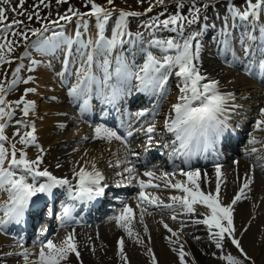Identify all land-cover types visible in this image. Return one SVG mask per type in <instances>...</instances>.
Wrapping results in <instances>:
<instances>
[{"label":"snow or ice","instance_id":"snow-or-ice-1","mask_svg":"<svg viewBox=\"0 0 264 264\" xmlns=\"http://www.w3.org/2000/svg\"><path fill=\"white\" fill-rule=\"evenodd\" d=\"M146 0H137V3L144 4ZM26 0H19L16 5H11V0H0V66L10 65L18 60L28 57L27 48L34 47L41 53L50 52L53 49L64 44L71 49L76 46L77 53L81 57V65L75 70L76 82L68 89V95L76 100H83L80 104L81 112L88 109L89 99L93 91V85L97 94L103 93L104 102L115 104L121 99L127 91H130L128 85L133 80L137 81L136 91L145 92L151 96H157L159 100L154 106L152 112L158 110L159 101L167 98L168 83L170 77L174 75L178 83V95L175 102L171 104L168 115L163 120V128L173 133L175 140L172 144H163L169 149V156H184L191 159L193 154L201 148L207 151L220 141L229 129V113L235 112L242 105L235 103L236 95L232 91H225L221 81L203 68L202 61V43L200 37L203 33V27L200 31H191L186 33V28L198 24L201 20L202 12L211 5L202 3L198 5L197 0H189L187 15L184 14L185 4L182 0H175L176 10L166 18L161 19L165 13L161 12L156 17L145 22L144 27L151 29L154 34L157 30H165L175 35L167 38H153L149 41L152 48L158 49L159 56L152 51H146L144 63L137 66L129 64L121 55L124 45L132 44V39L125 40L124 37H131L132 33L128 31L129 18L140 17L151 13L153 8L163 6L166 0H147L148 7L144 13L138 11H125L123 8L115 7V0H107V5L96 3V0H85L87 11L81 12L69 5L65 14L58 15L56 20H49L47 16L42 17L39 9L49 8L50 3L46 0H37L32 6V11L25 9ZM68 3V0H56L57 5ZM8 12L13 14L9 19ZM227 15L223 19L222 33L224 34V51H230L233 39V32L229 29H235L237 25L243 28L246 33L245 44L242 45V55L233 54L234 65L237 60L242 61L245 57L257 55L259 57V67L264 69V0H243L242 7L236 6L233 0H228L226 9ZM16 17H26L27 21H47L41 23L39 28H29L24 20ZM75 18L76 31L74 37L65 36L64 31H54L53 28L64 29L65 24L73 22ZM203 19L207 21L208 17L203 14ZM61 21L65 22L61 24ZM90 21H94L95 34L92 35ZM231 21V22H230ZM112 22L110 38L106 36V30ZM247 25V28L243 26ZM206 27V25L204 26ZM83 29V31H81ZM253 31L258 32L254 35ZM51 32V35L45 33ZM31 36L37 37L31 44L25 43V51L20 55L13 57L19 43L14 37L20 40L29 41ZM88 34V39L82 37ZM13 37V38H10ZM137 40H143L140 33L136 34ZM255 43V52L253 45ZM114 59L116 66L109 71L113 52L116 49ZM83 50V51H82ZM172 53V54H169ZM102 57V59H98ZM40 62L34 59L29 60L26 66L23 63H17L14 69H11L12 79L0 80V192L7 195V200L0 210L3 211V217L0 218V231H3L9 224H21L24 222L26 213L30 206L38 205L41 197H54L55 189H64L68 197L74 201L88 204L97 201L98 198L106 195V190L110 185L106 182V176L97 166V158H87L85 152L80 161L71 169V179L68 177H58L54 175L48 167L44 165L45 150L37 142L36 127L34 123H27L24 119L15 120L17 126L13 136L18 140H11L6 135V129L15 116L16 109H19L22 117H28L36 110L35 101L26 99L29 93H37V88L27 87L19 99L9 102L6 100L8 93L16 88L20 83L25 85L34 82V77L29 75L27 78L21 77V72L27 68L28 72H33L35 66ZM70 63V57L65 55V66ZM98 68L103 73L102 77L95 75L93 67ZM136 69V70H133ZM246 72L251 74V63L246 66ZM73 73L65 67V72L60 73L61 77ZM65 83L64 80L61 81ZM88 97V98H86ZM55 100L56 97H51ZM148 110H142L135 113L136 119L144 117ZM131 119V117H129ZM23 127L26 130L20 131ZM64 127V125H61ZM131 127V125H129ZM157 130L156 124H150L143 129L148 135V145L152 144L151 134ZM254 130L264 131V107H260L258 118L254 123ZM133 132L129 131L128 136ZM87 140V137L83 138ZM92 139L111 142L113 139L122 140L116 131L110 130L102 125L94 129ZM178 142V145H177ZM250 144L262 143L257 137L251 136ZM17 144L22 147H17ZM35 147L38 150L36 157L30 158L27 149ZM126 149L125 156L118 158L115 163L109 161L108 167L120 169L115 171V175L120 177L115 187L124 186L138 187V193L133 197L136 202V209L139 210V223L144 225V233L148 235L149 229L145 224V214L152 215L151 209L165 208L171 209L174 213L189 216L199 215L202 218L192 219L191 222L197 225H204L207 229L209 238L214 242L217 249L223 250L229 243L236 249V255L225 253L219 258L226 264H248L252 261L242 244V237L247 232L248 227L244 226L237 229L235 225L236 211L235 206L244 199L248 198L253 184V175L246 173L238 190L231 198L230 202H225L221 196L222 185L225 183L221 165H215V189L210 187L211 181L207 173L201 174L199 169L180 170L178 173L160 171L157 174L156 166L145 168L139 173L136 163L128 158L139 157V153L132 152L127 143H124ZM144 151H148L145 146ZM253 147L251 152H256ZM237 164L238 161H234ZM55 167L61 168L62 165L57 162ZM177 175L183 177L178 179ZM205 185L208 190H205ZM170 189L177 194L170 195L171 203H164L160 197L149 189ZM76 203L65 205L62 213L57 219L61 225L72 219ZM197 206H202L204 211H199ZM177 214H173L171 219L175 221ZM115 225L122 229L126 235L134 239L135 243L143 244L139 233L135 232L133 224L136 220V211L128 203H123V207L118 214L110 217ZM163 223V221H161ZM183 226V223H182ZM163 227L171 233V237H166L169 243L176 245L172 251L176 253L179 264H188L187 257L191 253L185 251L184 244L180 243V237L177 231H174L168 224ZM174 238V239H173ZM91 242V237L88 238ZM198 239V238H196ZM150 242V237H149ZM116 256L121 264H130L125 250V240L120 238L116 242ZM146 254L150 258V264H158V258L152 247H147ZM4 256L17 255L22 257L26 264H72L71 257L74 255L79 264H83L79 242L74 232H68L58 243L52 239H46L41 242L36 258L30 260L31 253L24 250L18 253L6 252ZM195 264V261H192ZM252 264H255L252 261Z\"/></svg>","mask_w":264,"mask_h":264},{"label":"bare ground","instance_id":"bare-ground-1","mask_svg":"<svg viewBox=\"0 0 264 264\" xmlns=\"http://www.w3.org/2000/svg\"><path fill=\"white\" fill-rule=\"evenodd\" d=\"M238 2L241 3L243 2V0H239ZM218 5L220 9H218L217 12L216 10H212L210 12V16L217 22V26L222 28L223 19L227 15L226 6L228 5V3L221 2ZM74 20L75 19H73V21ZM209 26L210 25L207 22L206 27ZM111 27L112 22H110V26L107 28L106 32V36H108L109 38L111 35ZM90 28L92 29V35L94 36V21H90ZM75 31L76 30L74 28L69 30L66 36L74 37ZM216 33H220L218 27ZM253 34L258 35V32L253 31ZM222 36L223 37L220 38L218 35L214 43L215 45H217V48H220L223 52L225 48V45L223 43L224 34H222ZM83 39L87 40L88 34H85L83 36ZM124 39L129 40V38L126 36L124 37ZM200 39L202 42L201 56L203 61V68L207 71V73L221 81L222 87L225 91H232L236 95L237 100L235 101V103L242 105V107L238 108L235 112L229 113V129L220 139V141L214 146V148L219 145L230 146L231 149L232 145H234L236 140L239 138V134L236 130V124L234 121L236 119L234 117H240L241 121H243L246 119L243 114L247 116L249 112H251L248 110L251 109L252 114L254 115L253 121L255 123V120L258 118L259 108L264 107V88H260L259 85L254 83L257 82V80L252 79L245 74L244 71L246 67H242V61L237 60L234 65H231L228 68L224 67L222 63L224 64L225 62L222 61V63H220L219 57L214 55V48L211 46L209 47V44H207V42L205 41L207 37H204V33H202ZM250 43H252L253 51L255 52L256 42ZM206 44L208 46H206ZM140 50L141 47L137 45L136 42L132 44H126L123 47L121 55L128 57L126 59L127 62H129L130 59L133 58V61L138 62L140 59L137 58V56L140 53ZM27 52L29 55L35 53V58L44 56L47 59V62H45V59L43 60V62L40 60V63L35 66L34 70V72H36L37 74V79L39 80V84H36L35 87L37 88V93H35V96L38 98V100L45 95L46 97L48 96L47 98L43 99L46 100L47 103L42 104L44 105V108L47 109L46 113H48V115L42 122H40L39 124L37 123L38 125H35L37 142L45 150L44 165H42V167H48L49 170L58 177H68L69 179H71L72 167L76 164L77 161H80L81 157L84 156V153L87 152V158H97V166L105 174L107 178L106 182L108 184L113 179L119 180L120 177H117L115 175V171H119L120 169L109 168L108 163L109 161H111L114 164L118 158L122 159L125 156L126 149L124 147V144L122 140L113 139L111 142H109L104 140L92 139L95 129L92 127V124L97 122L96 118L100 117L101 113L109 115L110 112L114 110L122 111L131 102L135 103L142 99L136 97V99H129V95L133 96L135 94L136 87L134 88V90L127 91L125 95L121 99L117 100L113 105L105 103L102 96L103 93L96 94L95 85H93V91L90 98L86 97L89 99V106L88 109L84 111V113H86L87 115V117H85L80 110V105L78 112H75L74 109H76V107L72 106L73 101L76 104L80 101L81 104L83 103V100H76L68 95L69 87H71V85L74 84L77 79L75 70L80 67L82 62L80 55L77 53L76 46L74 45L71 49H68L66 45L61 44L59 47L46 53H41L37 51L36 48L30 46L28 47ZM116 52H120V49L118 48L114 50L113 56L116 54ZM209 53L213 54L210 55ZM66 54H68L70 57V63L68 64V67L65 66ZM20 55L21 54H19V56ZM254 57V55L252 56V58L247 57L244 62H248L249 60L251 61ZM27 59L28 58L19 60L17 61V63H23L27 66L29 64V60ZM30 59H32V57H30ZM98 59H102V57H98ZM59 61L63 64L62 69H59V74L65 72V67H67V69L70 70L73 74H66L63 77L60 76V78H57V80H55L56 82H54L53 86H49V84H46L45 82L52 81L49 73L51 69H54V67H56ZM143 63L144 58L141 60L139 65ZM237 64L240 67H237ZM3 66H0V69H2ZM115 66L116 63H114V58H112L109 71L113 70ZM92 71L99 77H102L103 75L101 70H99L95 66L93 67ZM172 79L176 80V82L178 83L177 78L172 75L168 83L171 85V87L173 86L171 83ZM62 80H64L65 83H62ZM172 88V90H168L167 98L159 101L158 110L153 113L152 109L157 105V101L159 100V98L156 96L154 104L147 109L148 111L146 112L145 116L141 117V119H144L146 122L144 124L137 125L136 127L138 131H136V129L132 130V132L134 133L130 137L141 139L145 136L146 138H148L149 134L143 131V129H146L152 123H155L157 127L156 132L153 133L154 135H156V137L154 138H159L162 135H166L168 133L165 129H163V120L168 115L171 104L175 102V98L178 95L177 87L173 86ZM138 93H142L141 97H143L145 94V92ZM53 96L56 97L55 100L51 99V97ZM38 100H33L35 101L36 105H38ZM147 107L148 105L145 108H135L136 110L134 112L137 113L139 111L145 110ZM95 110L99 111V113L96 114ZM32 115H35V112L30 114V116ZM83 117L84 119H82ZM230 118H232L233 120H231ZM73 123L76 124V127H74L72 130H68L70 125ZM254 123L250 129V132L246 133V136L243 138L244 147L242 153L240 154L232 150V155L228 156V159L225 162L220 161L221 163L217 164L221 165L223 178L225 180V183L222 185L221 196L226 203L230 202L231 198L238 190L239 184L242 182L245 174L251 173L253 175L254 180L253 184L251 185V191L248 193V198L242 200L235 206V225L237 229L241 230L244 226L248 227L247 232L242 237L243 247L245 248L249 256L252 257V261H254L255 264H264V174L261 173L264 170V144L249 143L251 136H255L258 138V140L264 141V131H255ZM61 125H64V127H61ZM118 126L122 125L120 124ZM133 128L134 127H128L127 130H131ZM84 137H87L88 139L84 140ZM72 142H75L76 148H71V150H69V146L70 144H72ZM127 144L132 146L133 144H135V142ZM142 145L143 144L136 143L135 147L139 146V148H141L143 147ZM253 147L257 149L256 152H251V149ZM130 149L134 148L131 147ZM27 151L30 158H35L36 155L39 154L38 150L35 147H29ZM70 151H72L74 154L73 160L70 156L71 153L69 154ZM153 153V151L148 150L142 155H146L147 157L149 155L152 156ZM202 154H205V151L201 148L193 155ZM128 158L131 160L132 156L129 154ZM133 161L137 162L136 159ZM139 161L144 163L142 160ZM234 161H238V163L234 164ZM57 162L62 165V167L59 169L55 167ZM223 164H225V166H222ZM139 165V163H136V167L139 173H141V178L147 179L146 177L142 176V173L145 169L138 167ZM147 165L149 166H146L145 168L149 169L153 166H156L157 174H159L160 171L178 173L180 170H184L182 166L177 167L174 163L167 164L169 168L159 167L158 165H154V162H150ZM199 170L201 171L202 175L204 173L208 174V177L211 181L210 187L212 190H214L215 168H202ZM177 178L183 179V177H180L179 175H177ZM204 187L205 190H208L207 185H205ZM135 188L136 189L134 191V194L128 195L123 191L126 194L125 198H122L121 194H116L111 198V200L115 201L123 199L117 209V214L123 207V203H128L131 207H133V209L136 211V220L134 221L133 227L135 232L139 233L140 238L144 240V243H135L134 239L129 238L126 233L122 229L118 228L115 225V222L111 220L108 224V226L110 227L109 230L107 229V226L103 228V224H100L98 227H96L98 231L95 233L93 238L95 239L96 243H99L100 246L98 248V256H89L86 258L82 250L84 249L86 243L82 241L79 242L83 264H121L118 257L116 256V242L120 238H123L125 240V250L130 264H150V258L146 254L147 247L153 248L154 253L158 258V264H179L176 253L172 251V248L176 247V245L170 244L169 240L165 239L166 237H171V233H169L163 227L164 223L168 224L169 227L178 232L180 243L184 244L185 251L191 253V256L187 257L188 264H192L193 260L195 261V264H226L225 261L219 258L222 254L230 253L236 255V249L231 246L230 243L223 250L217 249L214 242L209 238L206 227L204 225H197L191 222L192 219L202 218L199 215L189 216L174 213L171 209L153 208L151 209L152 215L145 214V224L149 229L148 235H145L143 230L144 225H141L139 223V210L136 209V202L133 199V197L139 191L138 187L135 186ZM149 191L158 195L164 203H171V201L169 200V196L177 194L174 190L163 188L149 189ZM54 192L56 193L54 197H41L37 206H30L29 212L26 213L23 223L9 224L7 228L0 232V264H26L22 257H17V255L4 256L3 254L6 252H22V247L14 240L13 236H15V234H19L20 236H18V239H15L24 240L27 234H31L42 217H44L45 215V217L51 216V209L53 207H55L54 213L58 211L60 214L62 213V208L65 205H71L73 203L77 204L74 211L72 212V219L67 221L66 223L89 222L91 218L94 219L93 216L96 212L104 214L109 211V209H107V206H105V197L98 198L97 201H93L88 204H83L72 201L68 197L64 189H55ZM3 197V199L1 198L2 200L0 201V205H3L7 200L6 194ZM111 204L112 205H110V207H113L114 203ZM197 208L198 212L204 211L202 206H197ZM173 214H177V219L175 221L171 219ZM2 217L3 211L0 210V218ZM161 221H163V223H161ZM43 223L45 227V221H43ZM41 225L42 224H40L39 228H41ZM57 231V236L50 238L57 243L62 240L68 232H70L67 231L66 228H63V226H61V228L57 227ZM76 231H80V229H77ZM42 232L43 230L41 231V233ZM5 234H11L10 236H13L10 237ZM75 234L77 240L81 239L84 236L83 232H76ZM32 243H34V246L28 250L31 253L29 257L30 260H34L36 258V253L41 246L38 238L35 242ZM71 261L72 264H79V261L76 260L74 255L71 257ZM252 261H249L248 264H252Z\"/></svg>","mask_w":264,"mask_h":264},{"label":"rangeland","instance_id":"rangeland-1","mask_svg":"<svg viewBox=\"0 0 264 264\" xmlns=\"http://www.w3.org/2000/svg\"><path fill=\"white\" fill-rule=\"evenodd\" d=\"M46 2L50 3V7L49 8L41 7L39 9V11H40V14H41L42 17L47 16L49 18V20H56L58 18V15L65 14V12L67 11L69 5L73 6L74 8L78 9L81 12H84V11L88 10L85 7V0H68V3L61 4V5H57L56 4V0H46ZM182 2L185 4V9L183 10L184 14L187 15V8L189 6V0H182ZM197 2H198V5H199V4H202V3L211 4L214 1L208 2L207 0H197ZM18 3H19V0H11V5H16ZM36 3H37V0H26V3L24 5V7L28 11H32V6L34 4H36ZM96 3L106 6L107 5V0H96ZM115 7L118 8V9L119 8H123L125 11H138V12L144 13V10L148 7V3H147V0H146V2L144 4L137 3V0H115ZM175 10H176L175 0H166L165 5L153 8V11L151 13H147L145 15H141L140 17L129 18V20H128V24H129L128 31L131 32L132 36H135V37H136L137 33H140L143 36V40H139V41H141V42L146 41V43H148V44H149V41L151 39H153V38L163 39V38H167L169 36H173V35H175L174 33H166L167 31H165V30H157L153 34L151 29H148V28L144 27V24H145V22L149 21L151 18L156 17L161 12L165 13L164 16L160 17L161 19H163V18H166L168 15L172 14L173 12H175ZM208 10H210V7L206 10L207 13H209ZM212 10H214V9H212ZM203 14L204 13L202 12V17H201L200 21L204 22ZM8 16H9V19L13 18V14L11 12H8ZM16 18L24 20L25 24L29 28H39L42 22L43 23H47V21H39V22L35 21V20L34 21H27L26 17H16ZM200 21L198 22V24H195V25H192V26H189L188 28H186V33L185 34H188L191 31L200 30V28L202 26L201 25L202 23H200ZM73 22L69 23V24H65L64 29H60L59 27H56V28H53L52 30H54V31L63 30L64 34L66 36L67 32L69 30H71L73 28L76 30V25H74L75 22L74 23ZM64 23L65 22L61 21V24H64ZM81 31H83V29H81ZM45 35H51V32L45 33ZM10 38H13V37H10ZM14 39H16L17 42L19 43V47H17L15 52L12 54L13 57H16V56H19V54H22L25 51V50L21 51L23 49L22 47L25 45V43L30 45L32 41L36 40V37L31 36V34L29 33V41H27V42H24V41L20 40L19 37H14ZM141 42H139V44ZM34 54L35 53L31 54L32 59H35L37 61L41 60L42 62L45 59V62H47V59L44 56H39V57H37L38 58L37 59V58H35ZM114 56H113V58H114ZM62 58H63V56H62ZM114 63H116L115 59H114ZM136 63L137 62L135 61L134 64L137 65ZM16 65H17V61H15L14 63H12L10 65H4L3 68L0 69V80L5 79L6 76H7V79H12L11 69H14L16 67ZM58 65L59 64L57 63L56 67H54V69H51V71L49 73V75L51 76V80L52 81L45 82L46 84H49V86H53L54 82H56L55 80H57V76H59L58 72L60 71L59 69H62L63 64H62V62H60V66L59 67H58ZM57 68H58V71H57ZM20 75H21L22 78H27V76L31 75V76L34 77V82L32 84L29 83L27 85H25L23 83L18 84L16 86V88L14 90L10 91L8 93V95L6 96V100H8L9 102L19 99V97L23 94V90L25 88H27V87H36V84H39V80L37 79V74L34 71L33 72H28L27 68H25V70H22ZM29 97H30V99L32 101L33 100H36V101L38 100V98L35 96V93H29L26 96V99L29 100ZM47 97L45 95L44 97H41L38 100V105H36L35 115H32V116L29 115L28 117H22V114L20 113L19 109H16L15 116L13 117V120L9 123V126L6 129V135H8L11 140H13V141L18 140V137L13 136V132L16 131V128H17V126L15 124V120L24 119L27 123H34L36 125L37 123L39 124L40 122H42L45 117H47V115H48V113H46L47 109L44 108V105H42V104H46L47 103L46 100H43V99H45ZM35 98H37V99H35ZM74 111L78 112L77 108L74 109ZM95 112H96V114L99 113V111H96V110H95ZM134 114H135V112H134ZM253 123H254V121H253ZM74 127H76V124L73 123V124L70 125L68 130H72ZM26 130L27 129H24L23 127L20 128L21 132H24ZM17 147L19 148V147H22V146L17 144ZM71 148L72 149L76 148L75 142H72V144H70L69 150H71ZM69 154H70V156H71V158L73 160V157H74L73 152L70 151ZM5 194L6 193H4V192H0V201L4 198L3 196ZM0 206H2V205H0ZM56 212H57V214H59L58 211H56ZM54 215H55V213H54ZM40 224H42L41 228H39L40 227V225H39V226L35 227L36 229L35 228L34 229H35V231H37L38 233L41 234V231L43 230L42 227H44L43 221ZM82 250H83V253L86 256V258L89 257L88 253H86L84 249H82ZM89 250H91V248H89ZM109 258H110V256H109Z\"/></svg>","mask_w":264,"mask_h":264}]
</instances>
